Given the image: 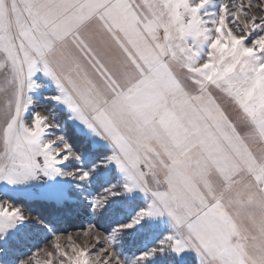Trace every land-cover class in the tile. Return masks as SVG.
I'll return each instance as SVG.
<instances>
[{
	"label": "snow or ice",
	"instance_id": "snow-or-ice-1",
	"mask_svg": "<svg viewBox=\"0 0 264 264\" xmlns=\"http://www.w3.org/2000/svg\"><path fill=\"white\" fill-rule=\"evenodd\" d=\"M214 3L0 0V181L64 176L90 187L99 178V193L76 192L93 214L150 195L105 233L109 247L93 254L69 235L62 249L56 236L36 264H126L116 236L165 215L174 231L136 264L186 249L199 264H264V15L250 14L254 0L211 11ZM255 6L264 12V0ZM49 89L64 121L36 111L26 124L22 114ZM69 122L106 149L88 168L57 132ZM25 220L19 207L0 205V240ZM0 253V264H32L11 248Z\"/></svg>",
	"mask_w": 264,
	"mask_h": 264
},
{
	"label": "rangeland",
	"instance_id": "rangeland-1",
	"mask_svg": "<svg viewBox=\"0 0 264 264\" xmlns=\"http://www.w3.org/2000/svg\"><path fill=\"white\" fill-rule=\"evenodd\" d=\"M221 2L231 5L232 0H215L210 10H217V6ZM244 2L247 3V0H244ZM249 12L250 14H255L257 17L264 15V12L259 11L255 6V0ZM36 75L39 76L42 74L37 73ZM2 82L3 70H0V84H2ZM52 87L54 88L55 85L53 84ZM53 94L54 92L49 89L36 98L34 106H32L28 112L22 114L26 124L31 125L34 112L36 111L40 112L42 115L49 116L50 119L53 114H57L54 109L62 111L53 101L52 109L45 108V103L50 101L45 97H50ZM4 99V93L0 91V105L3 104ZM49 110H51V112ZM53 123H55V121H53ZM4 124V115L0 113V129L4 127ZM75 130L79 133L76 128ZM57 132L59 134H64L61 130H57ZM90 146L93 148L91 144ZM99 148L104 147L101 146ZM75 150L83 153V166L85 168L90 167L94 161H90L88 150ZM2 155L3 144L0 142V156ZM38 159L41 163L43 162L42 157ZM111 168L113 169V175H115V166L112 165ZM106 175H108V173L101 170L100 176L103 177ZM149 183L151 187H155V185L151 183V177H149ZM79 187H84L85 191L92 195L102 191L101 180L99 178L94 179L90 187L86 182L81 184V182L73 180L71 177L64 176H57L54 178L41 177L38 180L31 181L28 185L18 186L0 181V205L19 207L26 218L23 224L17 225L10 235L5 238L7 243H5V240H0V246L11 248L12 256L24 258L26 261L31 259L32 264H36L37 260H47L45 252L54 250V245L57 242L56 236L60 237L58 242L62 246V249H69L70 245L67 243V237L71 235L75 245L80 247L87 246L89 251L94 254L96 250L102 246L109 247L105 233H111L112 229L115 228L118 223L129 222L135 215L136 210L150 199V195L146 196L143 193L136 192L131 197L116 198L108 204L105 210L93 214L92 210L87 207V200L76 197V192ZM19 196L52 199L58 203L64 200L70 201L72 210L63 216L53 215L48 218H43L23 207L22 204L17 201ZM114 209L117 211L114 212ZM85 230L89 232L88 236L84 235ZM173 231L172 221L167 215L156 219H150L143 226H136L119 233L115 238L116 242L114 244V249L116 253L120 255V259L125 261L126 264H136V260L143 252L151 251L159 247L163 238ZM97 236L100 239L99 244L96 243L94 238ZM0 255H2V253H0ZM69 255H71L70 251ZM188 256H194L199 264L197 254L190 249H186L179 254L170 250H166L163 253L158 252L149 260H140L139 264H179L188 258ZM8 258L9 257H5V259Z\"/></svg>",
	"mask_w": 264,
	"mask_h": 264
},
{
	"label": "trees",
	"instance_id": "trees-1",
	"mask_svg": "<svg viewBox=\"0 0 264 264\" xmlns=\"http://www.w3.org/2000/svg\"><path fill=\"white\" fill-rule=\"evenodd\" d=\"M52 107V101H47L45 103V108L52 109ZM54 110L57 112V114L55 115L56 119L64 121L65 113L58 109ZM63 132L67 135L69 142L73 144L75 149L88 150V153L90 154V161H94L95 157L103 154V152L106 150L105 148H91L89 142L83 136H81V134L77 133L75 128L70 123H68L67 127L63 129ZM17 201H19V203H21L22 206L30 212L43 218H48L53 215L63 216L68 214V212L72 210L71 202L66 200L58 203L52 199L27 198L24 196H19ZM179 264H198V262L194 256H188V258H186Z\"/></svg>",
	"mask_w": 264,
	"mask_h": 264
}]
</instances>
